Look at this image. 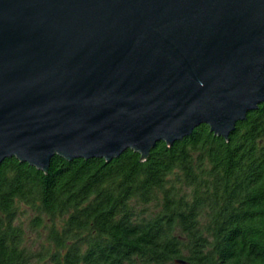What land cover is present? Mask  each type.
Listing matches in <instances>:
<instances>
[{
	"label": "water",
	"instance_id": "obj_1",
	"mask_svg": "<svg viewBox=\"0 0 264 264\" xmlns=\"http://www.w3.org/2000/svg\"><path fill=\"white\" fill-rule=\"evenodd\" d=\"M262 103L264 0H0V164L145 159Z\"/></svg>",
	"mask_w": 264,
	"mask_h": 264
},
{
	"label": "trees",
	"instance_id": "obj_2",
	"mask_svg": "<svg viewBox=\"0 0 264 264\" xmlns=\"http://www.w3.org/2000/svg\"><path fill=\"white\" fill-rule=\"evenodd\" d=\"M23 208L46 227L33 254ZM45 218V219H44ZM48 220V223H45ZM264 264V103L228 139L201 124L145 159L0 164V264Z\"/></svg>",
	"mask_w": 264,
	"mask_h": 264
},
{
	"label": "rangeland",
	"instance_id": "obj_3",
	"mask_svg": "<svg viewBox=\"0 0 264 264\" xmlns=\"http://www.w3.org/2000/svg\"><path fill=\"white\" fill-rule=\"evenodd\" d=\"M23 213L18 216L17 222L24 229V242L28 249L32 251L33 254L47 248V232L48 229L45 227H37L33 224L34 211L30 208H23ZM45 219V218H44ZM45 220V223H48Z\"/></svg>",
	"mask_w": 264,
	"mask_h": 264
}]
</instances>
